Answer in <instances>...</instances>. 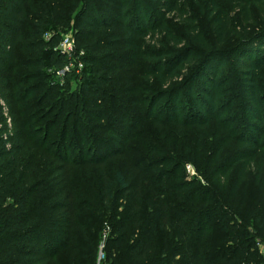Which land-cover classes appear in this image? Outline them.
Segmentation results:
<instances>
[{
    "label": "trees",
    "instance_id": "16d2710c",
    "mask_svg": "<svg viewBox=\"0 0 264 264\" xmlns=\"http://www.w3.org/2000/svg\"><path fill=\"white\" fill-rule=\"evenodd\" d=\"M65 36L85 69L53 83ZM263 245L264 0H0V264Z\"/></svg>",
    "mask_w": 264,
    "mask_h": 264
},
{
    "label": "built area",
    "instance_id": "2783aa9c",
    "mask_svg": "<svg viewBox=\"0 0 264 264\" xmlns=\"http://www.w3.org/2000/svg\"><path fill=\"white\" fill-rule=\"evenodd\" d=\"M50 35L46 36V39H49ZM55 51L60 53L61 55L67 56L69 62L67 63L66 67L63 70L57 71L55 75L58 77L61 84L65 82V76L67 73L73 72L76 75H81L84 71L85 66L83 64L82 58L84 56L83 52H78L76 48V43L74 42L71 36H65L60 44L56 47ZM263 252L264 247H261ZM101 257L103 258L104 254L100 253ZM264 255V252H263ZM98 258V264L101 263L102 258Z\"/></svg>",
    "mask_w": 264,
    "mask_h": 264
},
{
    "label": "rangeland",
    "instance_id": "374dc122",
    "mask_svg": "<svg viewBox=\"0 0 264 264\" xmlns=\"http://www.w3.org/2000/svg\"><path fill=\"white\" fill-rule=\"evenodd\" d=\"M151 21H153V20H151ZM176 22H179L178 20H176ZM59 81V79H58V77L56 76L55 77V79H54V81H53V83H55V82H58ZM65 82H67L66 81V79H65ZM52 83V84H53ZM71 91H73V92H76L77 90H78V88H77V84H76V81L75 80H72L71 81ZM45 122H43V124H44ZM186 173L190 176V178H195V177H197L198 176V174H197V171H196V169L194 168V166L192 165V164H189L187 167H186ZM102 247L103 246H100V253H103L104 252V248L102 249ZM263 247H264V245H263ZM263 252H264V250H263ZM100 253H99V258L101 257V255H100ZM104 254V256H103V258H102V260H101V263L100 264H104L105 263V260H106V254L105 253H103ZM99 260V259H98ZM98 264V263H97Z\"/></svg>",
    "mask_w": 264,
    "mask_h": 264
}]
</instances>
